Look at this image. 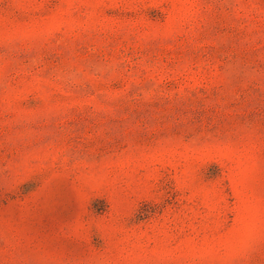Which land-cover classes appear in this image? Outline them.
<instances>
[{
    "label": "rangeland",
    "instance_id": "374dc122",
    "mask_svg": "<svg viewBox=\"0 0 264 264\" xmlns=\"http://www.w3.org/2000/svg\"><path fill=\"white\" fill-rule=\"evenodd\" d=\"M0 264H264V0H0Z\"/></svg>",
    "mask_w": 264,
    "mask_h": 264
}]
</instances>
